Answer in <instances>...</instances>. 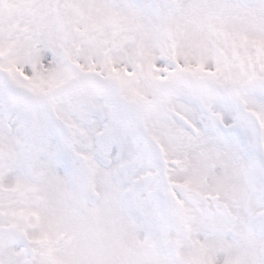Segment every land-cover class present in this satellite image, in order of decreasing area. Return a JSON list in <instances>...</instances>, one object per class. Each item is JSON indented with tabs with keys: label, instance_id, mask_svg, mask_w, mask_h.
Here are the masks:
<instances>
[{
	"label": "snow or ice",
	"instance_id": "1",
	"mask_svg": "<svg viewBox=\"0 0 264 264\" xmlns=\"http://www.w3.org/2000/svg\"><path fill=\"white\" fill-rule=\"evenodd\" d=\"M0 264H264V0H0Z\"/></svg>",
	"mask_w": 264,
	"mask_h": 264
}]
</instances>
